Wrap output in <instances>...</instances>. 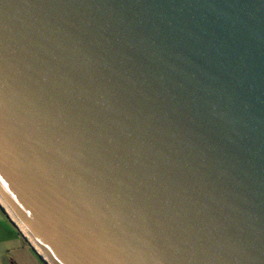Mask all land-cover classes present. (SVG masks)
I'll list each match as a JSON object with an SVG mask.
<instances>
[{
	"label": "water",
	"instance_id": "water-1",
	"mask_svg": "<svg viewBox=\"0 0 264 264\" xmlns=\"http://www.w3.org/2000/svg\"><path fill=\"white\" fill-rule=\"evenodd\" d=\"M0 208L46 264H264V0H0Z\"/></svg>",
	"mask_w": 264,
	"mask_h": 264
},
{
	"label": "crops",
	"instance_id": "crops-1",
	"mask_svg": "<svg viewBox=\"0 0 264 264\" xmlns=\"http://www.w3.org/2000/svg\"><path fill=\"white\" fill-rule=\"evenodd\" d=\"M0 264H46L0 208Z\"/></svg>",
	"mask_w": 264,
	"mask_h": 264
},
{
	"label": "bare ground",
	"instance_id": "bare-ground-1",
	"mask_svg": "<svg viewBox=\"0 0 264 264\" xmlns=\"http://www.w3.org/2000/svg\"><path fill=\"white\" fill-rule=\"evenodd\" d=\"M33 245H34V244H33ZM33 248H34L35 251H37L38 253L40 252V255L44 258L45 261H47V260L45 259V257L43 256V254L41 253V251H38L37 248H36L35 246H33ZM49 264H50V263H49Z\"/></svg>",
	"mask_w": 264,
	"mask_h": 264
},
{
	"label": "rangeland",
	"instance_id": "rangeland-1",
	"mask_svg": "<svg viewBox=\"0 0 264 264\" xmlns=\"http://www.w3.org/2000/svg\"><path fill=\"white\" fill-rule=\"evenodd\" d=\"M34 246V245H33ZM40 253V252H39Z\"/></svg>",
	"mask_w": 264,
	"mask_h": 264
}]
</instances>
